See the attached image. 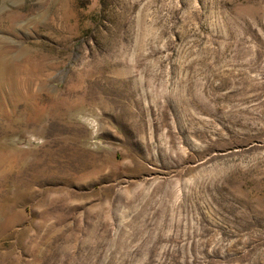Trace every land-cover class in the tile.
I'll use <instances>...</instances> for the list:
<instances>
[{
	"label": "rangeland",
	"instance_id": "obj_1",
	"mask_svg": "<svg viewBox=\"0 0 264 264\" xmlns=\"http://www.w3.org/2000/svg\"><path fill=\"white\" fill-rule=\"evenodd\" d=\"M28 55L0 264H264V0H0Z\"/></svg>",
	"mask_w": 264,
	"mask_h": 264
},
{
	"label": "bare ground",
	"instance_id": "obj_2",
	"mask_svg": "<svg viewBox=\"0 0 264 264\" xmlns=\"http://www.w3.org/2000/svg\"><path fill=\"white\" fill-rule=\"evenodd\" d=\"M33 52L31 51L30 53H33ZM28 53H29V51H28ZM37 56H39V55H36V57ZM29 57L28 58L25 57L26 59L24 58L25 60H23V61H11V63H9L8 65H6V64L0 65V84H1L0 85V92H1V88L3 86H6V88H8V91L10 93L14 94L15 100H20V101L25 100L28 102V104L31 107V106H34L35 103H37L36 96L34 93L28 92L29 90L26 87V85L24 86V89H21V88H23L21 86L27 82V79L30 80L32 77L38 76L41 71L39 70V66L36 63L37 61H35L36 57L35 58L34 57L29 58ZM37 58H36V60H37ZM39 58H40V56H39ZM2 100L3 99L0 100V104L3 102ZM13 101H14V99H13ZM11 103H12V105L10 106V109L14 110L16 108L17 102L15 103V101H14Z\"/></svg>",
	"mask_w": 264,
	"mask_h": 264
}]
</instances>
